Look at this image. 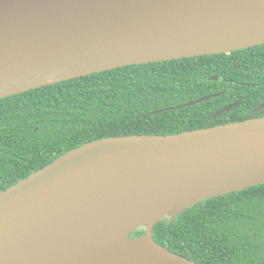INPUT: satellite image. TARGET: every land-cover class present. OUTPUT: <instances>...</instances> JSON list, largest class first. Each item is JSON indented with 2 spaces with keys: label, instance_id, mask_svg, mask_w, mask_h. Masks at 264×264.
<instances>
[{
  "label": "water",
  "instance_id": "water-1",
  "mask_svg": "<svg viewBox=\"0 0 264 264\" xmlns=\"http://www.w3.org/2000/svg\"><path fill=\"white\" fill-rule=\"evenodd\" d=\"M262 44L264 0H0V100L117 68ZM263 183L264 116L94 140L0 191V264H197L155 243L153 227ZM110 237L148 250L116 253Z\"/></svg>",
  "mask_w": 264,
  "mask_h": 264
},
{
  "label": "trees",
  "instance_id": "trees-1",
  "mask_svg": "<svg viewBox=\"0 0 264 264\" xmlns=\"http://www.w3.org/2000/svg\"><path fill=\"white\" fill-rule=\"evenodd\" d=\"M203 97L210 98L186 105ZM262 102L264 44L117 68L9 96L0 100V191L88 142L263 117L264 109L249 113ZM152 238L197 264H264V183L200 202L171 224L165 218Z\"/></svg>",
  "mask_w": 264,
  "mask_h": 264
},
{
  "label": "bare ground",
  "instance_id": "bare-ground-1",
  "mask_svg": "<svg viewBox=\"0 0 264 264\" xmlns=\"http://www.w3.org/2000/svg\"><path fill=\"white\" fill-rule=\"evenodd\" d=\"M107 244L110 245L112 250H114V252H116V253L117 252H119V253H135V252H139V251L148 250V247L145 244V242H143V244H133L131 242L130 243L127 242V240L122 239L120 237H113V238L110 237ZM109 254H110V252L107 255H109Z\"/></svg>",
  "mask_w": 264,
  "mask_h": 264
},
{
  "label": "flooded vegetation",
  "instance_id": "flooded-vegetation-1",
  "mask_svg": "<svg viewBox=\"0 0 264 264\" xmlns=\"http://www.w3.org/2000/svg\"><path fill=\"white\" fill-rule=\"evenodd\" d=\"M264 104V102H262V103H260L258 106H256L255 108H254V110H250L249 111V113H252V114H254V113H257V112H260V111H262V110H260V111H256L261 105H263ZM257 118V117H256Z\"/></svg>",
  "mask_w": 264,
  "mask_h": 264
}]
</instances>
